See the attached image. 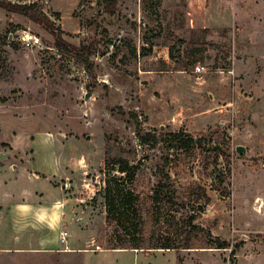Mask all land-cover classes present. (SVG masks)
I'll return each mask as SVG.
<instances>
[{
    "label": "rangeland",
    "instance_id": "1",
    "mask_svg": "<svg viewBox=\"0 0 264 264\" xmlns=\"http://www.w3.org/2000/svg\"><path fill=\"white\" fill-rule=\"evenodd\" d=\"M193 1L197 22L190 0H117L112 16L104 0H0L36 3L64 42L96 44L92 54L61 50L42 26L0 8V190L18 168L55 159L60 176L42 182L41 202L57 194L64 211L58 229L45 223L16 241L0 206V264H264V0ZM178 132L196 144L172 148ZM118 160L141 163L131 184ZM164 162L178 203L162 206L164 217L195 213L194 225L228 248H205L198 236L178 254L99 249L111 237L106 182L149 206ZM61 231L66 245L56 243Z\"/></svg>",
    "mask_w": 264,
    "mask_h": 264
},
{
    "label": "trees",
    "instance_id": "2",
    "mask_svg": "<svg viewBox=\"0 0 264 264\" xmlns=\"http://www.w3.org/2000/svg\"><path fill=\"white\" fill-rule=\"evenodd\" d=\"M105 11L108 15H114L117 0H104ZM0 8L7 12L19 14L28 18L33 23L42 26L53 37H55V47L69 52L85 51L84 48L92 54L95 51L96 44H90L87 47L77 48L64 42L61 39L62 31L54 28L48 17L42 12L36 3L31 4H11L0 2ZM179 43L181 41H178ZM170 49V48H169ZM170 54V53H169ZM143 142H147L144 136H140ZM171 147L183 150L188 149L196 144V141L189 136H185L182 132L172 133L169 135ZM219 150L214 148V151ZM229 151V144H227ZM117 166V172L124 177L130 184L139 171V164L130 165L126 160H118L113 163ZM168 162H164L161 169L158 170L157 182L152 188V196H150V205L144 206L140 202L139 195L135 194L131 188L119 189L117 180L113 177L106 182L102 189V198L104 200L105 221L111 228V237L106 244L104 250H175L178 254L182 250L196 249L197 243L204 240L209 247L219 250L227 249L228 243L217 237H212L209 231L194 225L197 218L195 213H187L185 217L177 219L172 215L164 217L162 206H169L170 210L178 204L175 200V192L170 185V178L164 171V167ZM191 193L196 195V199L208 201L205 190L194 183ZM94 200V199H93ZM178 220V221H176ZM178 225H181V238L179 243H175L170 239V234H176ZM201 236V241H197V237Z\"/></svg>",
    "mask_w": 264,
    "mask_h": 264
},
{
    "label": "crops",
    "instance_id": "3",
    "mask_svg": "<svg viewBox=\"0 0 264 264\" xmlns=\"http://www.w3.org/2000/svg\"><path fill=\"white\" fill-rule=\"evenodd\" d=\"M196 8L197 2L190 0V13L195 17L194 19L197 22L202 14L200 15L199 11H197L198 8ZM51 154L55 155L54 152H51ZM64 161L66 162V160ZM34 166H36L35 163L30 169L18 168L19 170L17 169L13 172L16 174L15 176L8 177L9 175H7L8 181L10 180L9 178H12L14 182L9 185L5 182L0 190L1 212L3 213L4 219L10 222L14 233L19 235L20 239L16 238V241H20L21 238L28 240L30 235L25 232L42 229L45 223H52V225H56L58 229L61 217H63V201L61 198H56L57 194L54 195V200L50 204H43V202H41L46 199V196L44 190L41 189L40 186L42 182H47L49 178L60 176L59 161L53 159L45 168L41 165L40 169H34ZM30 171L32 172L30 173ZM38 173L45 175L46 179L39 178L37 175ZM13 185H16L15 190L12 187ZM48 186L49 189L53 191H56L58 188L60 189V187L52 189L50 185ZM14 196H16L15 199ZM59 234L60 233H57L55 236L56 243L57 240H59ZM11 250L18 251L16 248L4 249L5 252ZM19 250L22 251L23 249ZM67 251H69V248Z\"/></svg>",
    "mask_w": 264,
    "mask_h": 264
},
{
    "label": "built area",
    "instance_id": "4",
    "mask_svg": "<svg viewBox=\"0 0 264 264\" xmlns=\"http://www.w3.org/2000/svg\"><path fill=\"white\" fill-rule=\"evenodd\" d=\"M194 72L196 74H201V73L204 72V68L201 67V66H196ZM67 236H68V234H67L66 231H61L60 232V234H59V241H60L61 244H65L66 245Z\"/></svg>",
    "mask_w": 264,
    "mask_h": 264
},
{
    "label": "water",
    "instance_id": "5",
    "mask_svg": "<svg viewBox=\"0 0 264 264\" xmlns=\"http://www.w3.org/2000/svg\"><path fill=\"white\" fill-rule=\"evenodd\" d=\"M89 97H90V95L89 94H87V95H85V100L87 101L88 99H89ZM235 151L238 153V154H241V155H245L246 153H245V148L244 147H241V146H237L236 148H235ZM6 157L5 158H8L10 155L9 154H6L5 155ZM3 159V157L0 155V160H2ZM263 167H264V164H263Z\"/></svg>",
    "mask_w": 264,
    "mask_h": 264
},
{
    "label": "bare ground",
    "instance_id": "6",
    "mask_svg": "<svg viewBox=\"0 0 264 264\" xmlns=\"http://www.w3.org/2000/svg\"><path fill=\"white\" fill-rule=\"evenodd\" d=\"M261 212V211H260Z\"/></svg>",
    "mask_w": 264,
    "mask_h": 264
}]
</instances>
